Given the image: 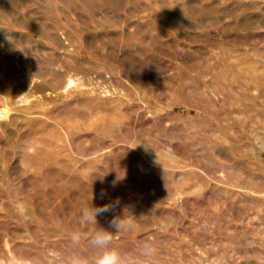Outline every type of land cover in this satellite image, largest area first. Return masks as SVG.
<instances>
[{
	"label": "rangeland",
	"instance_id": "374dc122",
	"mask_svg": "<svg viewBox=\"0 0 264 264\" xmlns=\"http://www.w3.org/2000/svg\"><path fill=\"white\" fill-rule=\"evenodd\" d=\"M38 1L0 0V264L89 204L142 264H264V0Z\"/></svg>",
	"mask_w": 264,
	"mask_h": 264
},
{
	"label": "clouds",
	"instance_id": "9594fccd",
	"mask_svg": "<svg viewBox=\"0 0 264 264\" xmlns=\"http://www.w3.org/2000/svg\"><path fill=\"white\" fill-rule=\"evenodd\" d=\"M105 193L101 192V197ZM116 204L103 207H88L81 209L77 223L92 231L73 232L69 241L63 246H49L46 248L47 264H142L137 256L115 246L113 237L116 233L134 230V226L127 224L120 216H114L110 222L112 230H106L98 225L97 216L112 212ZM86 239L87 246L93 251L92 257L81 255L78 249L81 240ZM139 255L145 257L148 264H153L152 257L156 254V245L144 241L138 248Z\"/></svg>",
	"mask_w": 264,
	"mask_h": 264
},
{
	"label": "crops",
	"instance_id": "0c3cea01",
	"mask_svg": "<svg viewBox=\"0 0 264 264\" xmlns=\"http://www.w3.org/2000/svg\"><path fill=\"white\" fill-rule=\"evenodd\" d=\"M36 1V2H35ZM72 1H75L74 3H76V5L78 3H80V7L81 9H85L86 7L88 8L90 6V4H88L87 2H85V0H80L81 2H78L76 0H72ZM35 3L39 2L38 0H34ZM42 1L40 0V3ZM45 0H43L42 2V6H27V7H21L20 10L23 12V11H27L29 12L30 10H34V11H41L42 9H46L47 11L49 10H52L53 12H58L60 13L61 11H63L62 7H63V4H65V1L64 0H54L52 2V5H47L45 4ZM82 3L84 6H82ZM97 3V2H96ZM83 7V8H82ZM69 9H71V6L69 7ZM72 9H74L72 7ZM6 12H13L14 10V7L12 5H9L8 7H5L4 9ZM71 11V10H70ZM77 11V10H76Z\"/></svg>",
	"mask_w": 264,
	"mask_h": 264
},
{
	"label": "bare ground",
	"instance_id": "6f19581e",
	"mask_svg": "<svg viewBox=\"0 0 264 264\" xmlns=\"http://www.w3.org/2000/svg\"><path fill=\"white\" fill-rule=\"evenodd\" d=\"M9 108L5 105H0V119H4L9 115Z\"/></svg>",
	"mask_w": 264,
	"mask_h": 264
}]
</instances>
